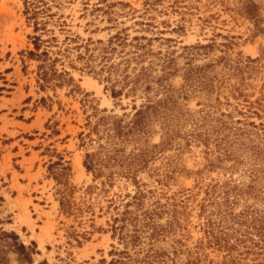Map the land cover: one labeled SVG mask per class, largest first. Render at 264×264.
<instances>
[{
	"label": "rangeland",
	"instance_id": "obj_1",
	"mask_svg": "<svg viewBox=\"0 0 264 264\" xmlns=\"http://www.w3.org/2000/svg\"><path fill=\"white\" fill-rule=\"evenodd\" d=\"M1 231L5 264H264V0H0Z\"/></svg>",
	"mask_w": 264,
	"mask_h": 264
},
{
	"label": "trees",
	"instance_id": "obj_2",
	"mask_svg": "<svg viewBox=\"0 0 264 264\" xmlns=\"http://www.w3.org/2000/svg\"><path fill=\"white\" fill-rule=\"evenodd\" d=\"M37 26V25H36ZM35 29H37L35 27ZM36 40H39L38 37H35ZM36 45H38L36 43ZM138 111L136 112V114ZM135 114V115H136ZM136 120H133L132 123H136ZM137 125V124H135ZM87 157L91 158L92 155L88 154ZM91 165L89 159L87 161V167L88 165ZM9 239V240H8ZM6 250H13L17 253L18 255V260L20 262H25V263H31L32 257L31 254L34 252V249L30 246L24 245L18 238V235L15 234L14 232H6V231H1L0 232V264H5L6 261Z\"/></svg>",
	"mask_w": 264,
	"mask_h": 264
}]
</instances>
